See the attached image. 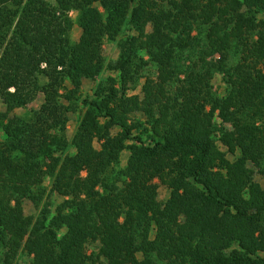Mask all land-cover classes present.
I'll return each instance as SVG.
<instances>
[{"label": "trees", "instance_id": "obj_1", "mask_svg": "<svg viewBox=\"0 0 264 264\" xmlns=\"http://www.w3.org/2000/svg\"><path fill=\"white\" fill-rule=\"evenodd\" d=\"M0 100V264H264V0H0Z\"/></svg>", "mask_w": 264, "mask_h": 264}, {"label": "rangeland", "instance_id": "obj_2", "mask_svg": "<svg viewBox=\"0 0 264 264\" xmlns=\"http://www.w3.org/2000/svg\"><path fill=\"white\" fill-rule=\"evenodd\" d=\"M79 36V29H76L75 31V37H78ZM121 38V37H120ZM119 38V40H120ZM104 53H105V57H106V60L107 62L111 61V60H115L117 57H118V54H119V45H118V41H115V42H107L104 46ZM156 70L151 68L149 73L153 76H155V73ZM110 72L108 71H104V73L100 76L99 80L101 79H104L105 77H107L109 75ZM98 84V81H94V80H85L84 81V84L82 85L81 89H79V93L83 96L85 95H89V94H92L93 93V90L96 88ZM140 84L138 85V87L135 89V90H132L131 93H140L141 90H140ZM214 88L217 92L223 94L224 93V90H225V85L222 81V78H221V75H217L216 76V79L214 80ZM43 102V96L40 95L38 96V98L32 102L27 109H17L15 111V113L19 114V115H27L28 112L32 109H37L41 103ZM0 109L2 110H5V106L2 104L1 100H0ZM84 108L82 107V105H78L76 106V110H73L69 113V116H70V121L69 123L67 124V135L68 137L71 139L73 137V135L75 134L76 132V129H77V126H78V123H79V120L81 119V116L83 115L84 113ZM97 146L99 147V144L97 143ZM70 152H74L73 149H71ZM128 156V153H124L123 154V157H122V164L125 165V161H126V158ZM83 174L85 175V172H83ZM255 179L261 183L262 185H264V176L263 174L259 173L258 170L256 169V173H255ZM159 184V187H158V192H159V195H158V198L160 200H166L169 195H170V190L169 188L165 185V184H162L159 180H156ZM48 184V190L50 191L51 189V183L50 182H47ZM51 200L52 201H59L60 198L59 196L53 194L51 196ZM26 212L27 213H35V214H38L40 212V208H35L33 207L32 204H26ZM88 252L89 253H92V252H95L97 254H99L100 252V247L98 244H90L88 246ZM14 264H28V256L23 253V252H20V254L18 255V257L16 258L15 260V263ZM96 264H107V261L104 257L101 258V261L99 263H96Z\"/></svg>", "mask_w": 264, "mask_h": 264}]
</instances>
